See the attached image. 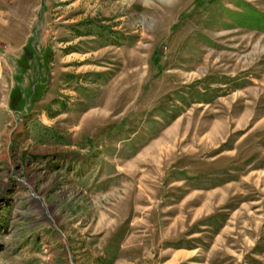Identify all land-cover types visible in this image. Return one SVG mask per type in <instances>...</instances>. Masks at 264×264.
Segmentation results:
<instances>
[{"label": "rangeland", "instance_id": "obj_1", "mask_svg": "<svg viewBox=\"0 0 264 264\" xmlns=\"http://www.w3.org/2000/svg\"><path fill=\"white\" fill-rule=\"evenodd\" d=\"M0 264H264V0H0Z\"/></svg>", "mask_w": 264, "mask_h": 264}, {"label": "trees", "instance_id": "obj_2", "mask_svg": "<svg viewBox=\"0 0 264 264\" xmlns=\"http://www.w3.org/2000/svg\"><path fill=\"white\" fill-rule=\"evenodd\" d=\"M1 248H2V247H1V244H0V250H1Z\"/></svg>", "mask_w": 264, "mask_h": 264}]
</instances>
